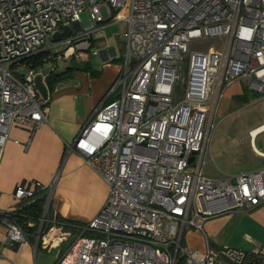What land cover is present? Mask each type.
Instances as JSON below:
<instances>
[{
  "label": "built area",
  "instance_id": "obj_1",
  "mask_svg": "<svg viewBox=\"0 0 264 264\" xmlns=\"http://www.w3.org/2000/svg\"><path fill=\"white\" fill-rule=\"evenodd\" d=\"M106 21L125 23L119 71L66 146L109 195L95 217L69 225L78 236L53 264H264V245L212 247L204 236L199 252L182 242L210 218L264 203V166L216 180L203 175L224 86L243 80L264 97V0H0V159L12 127L33 132L47 122L33 71L17 77L11 67L41 51L86 60ZM65 26L70 35L54 41ZM192 41L213 45L190 50ZM263 131L248 132L262 158L254 140ZM54 185L30 180L13 193L18 201L44 197L35 249L74 235L50 210ZM15 211L0 208L11 246L29 239Z\"/></svg>",
  "mask_w": 264,
  "mask_h": 264
},
{
  "label": "crops",
  "instance_id": "obj_2",
  "mask_svg": "<svg viewBox=\"0 0 264 264\" xmlns=\"http://www.w3.org/2000/svg\"><path fill=\"white\" fill-rule=\"evenodd\" d=\"M105 19L107 20V16ZM110 22L100 24L93 34L94 38L113 24L123 21ZM94 38L91 45L95 44ZM103 50H106L108 57L105 52L100 54L104 62L100 70H94L87 60H83V64L80 63L79 66L86 65L89 70H75L70 73L69 78L58 82L51 89L47 88V98L44 99L47 122L41 128L33 132L21 126L10 129L0 159V208L17 209L23 201L13 197L15 188L18 184L29 186L30 180L39 181L43 185L55 181L50 210L65 220L85 223L95 217L107 201L108 185L83 163L79 155H67L66 146L89 119L118 74L120 58L116 63L110 62L116 55L115 49L109 47ZM41 75L45 84L46 73ZM249 91L252 90L246 87L243 80H235L224 86L216 102L215 113L219 112L227 117L236 114L250 104ZM252 92L255 96H260ZM263 124L264 120L248 132ZM248 132L238 138V141L249 139ZM263 133L264 131L257 134L255 140ZM255 140L254 147L264 152V148H257ZM252 152L260 159L259 166L251 169L253 171L264 166V158L257 155L253 147ZM246 229L253 235L245 232ZM204 236L212 247L229 245L239 248L237 245L240 243L251 244L254 240L257 244L255 247H262L264 203L247 212L234 211L210 218L203 223V232L187 229L182 242L190 249L203 252ZM34 244V241L29 240L20 245H9L4 226L0 223V264H35L32 258L33 251L36 250Z\"/></svg>",
  "mask_w": 264,
  "mask_h": 264
},
{
  "label": "rangeland",
  "instance_id": "obj_3",
  "mask_svg": "<svg viewBox=\"0 0 264 264\" xmlns=\"http://www.w3.org/2000/svg\"><path fill=\"white\" fill-rule=\"evenodd\" d=\"M101 12L106 18L104 9H102ZM110 23H112V21ZM124 29V23L120 22L113 24L108 29L102 31L100 35H97L95 38L93 35L95 44L92 45L90 50L86 51L89 55L86 62H88L94 70H100L104 63L99 54V51L103 49L109 47L115 49L116 55L110 59L111 63H116L120 58L123 43L122 34ZM209 45H213V41H192L189 43V49L194 50L200 47L205 48ZM94 51H96V53H94ZM82 61L83 60H80L75 56L64 58L62 57V53L58 52V54H48L47 60L40 66L30 68L26 63H19L11 67V71L15 76L20 77L21 75H29L30 70H32L34 76H36L37 74L47 73L53 67L63 70L70 65L83 64ZM184 75L185 73H183V77ZM248 93L251 100L249 101L250 104L243 107L236 114L227 117L226 115L216 112L214 115V125L209 135L205 163L203 166L204 175L212 180L249 172L252 168L257 167L260 164V159L252 152L250 140L245 139L241 142L238 141V138L247 133L249 129L264 120V97L261 95L255 96L256 94L252 91H249ZM255 144L259 149L264 148V133L257 137ZM244 231L252 234L249 229ZM77 236L78 233L75 232L73 237L69 238L68 241L62 243L56 248L43 249L41 246H37L32 254L34 263L53 264L59 254H63L69 249ZM32 239H34V236H32L31 240ZM32 241L35 242V239ZM255 242L256 240L251 244L240 243L237 247L249 250L257 245Z\"/></svg>",
  "mask_w": 264,
  "mask_h": 264
},
{
  "label": "trees",
  "instance_id": "obj_4",
  "mask_svg": "<svg viewBox=\"0 0 264 264\" xmlns=\"http://www.w3.org/2000/svg\"><path fill=\"white\" fill-rule=\"evenodd\" d=\"M47 58H48V53L46 51H41L37 53L36 55L28 58L24 62L28 64L30 68H35L37 66H40L42 63H44L47 60ZM75 70H89V67L86 65H83V66L70 65V66L65 67L63 70H59L57 69V67H53L45 75L44 81H45L46 87L48 89H51L58 82L69 78L70 73ZM43 204H44V197L36 196V197L23 201L22 204L15 211L16 213L14 217L16 221L18 222V224L22 226V228H24L26 232L28 233L29 235L28 241L31 240L32 236H34L35 234L39 219L42 214ZM57 218L60 221L66 222L67 224L66 228H69V229L72 228L70 227L71 225L82 224V223H77V222L70 221V220H65V219L59 218L58 216ZM71 230L73 231V233L76 232L74 228Z\"/></svg>",
  "mask_w": 264,
  "mask_h": 264
},
{
  "label": "water",
  "instance_id": "obj_5",
  "mask_svg": "<svg viewBox=\"0 0 264 264\" xmlns=\"http://www.w3.org/2000/svg\"><path fill=\"white\" fill-rule=\"evenodd\" d=\"M69 35H70V28L68 26H65L61 32L54 33L52 36V39L54 41H58L64 37H68ZM102 52H105L106 56L108 57L106 50L99 51V54H101ZM34 84H35L37 91L41 95V97L43 99H46L47 98V87L42 80L41 74H37L36 76H34ZM190 161H192V158L190 159Z\"/></svg>",
  "mask_w": 264,
  "mask_h": 264
},
{
  "label": "bare ground",
  "instance_id": "obj_6",
  "mask_svg": "<svg viewBox=\"0 0 264 264\" xmlns=\"http://www.w3.org/2000/svg\"><path fill=\"white\" fill-rule=\"evenodd\" d=\"M263 125H264V124H263ZM261 126H262V125H261ZM259 127H260V126H259ZM259 127H257V128H259ZM257 128L251 130V131H252V134L254 133V131H255Z\"/></svg>",
  "mask_w": 264,
  "mask_h": 264
}]
</instances>
